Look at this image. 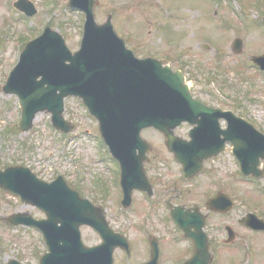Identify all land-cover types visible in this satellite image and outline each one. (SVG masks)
Returning <instances> with one entry per match:
<instances>
[{
  "label": "rangeland",
  "instance_id": "374dc122",
  "mask_svg": "<svg viewBox=\"0 0 264 264\" xmlns=\"http://www.w3.org/2000/svg\"><path fill=\"white\" fill-rule=\"evenodd\" d=\"M14 1L0 0V83L16 63L22 41L32 38L46 25L57 29L71 49L78 48L82 33L84 15L70 10L67 0H30L36 13L29 18L20 15L12 5ZM227 2H233L231 9ZM94 13L98 22L111 14L115 30L128 46L136 49L137 56L166 58L173 69L181 68L196 96L222 104H229L231 96L236 98L239 112H248L249 118L264 123V79L248 60L250 55L264 51V0H97ZM235 37L243 38L240 54L231 50ZM204 44L210 49L205 50ZM220 87L227 98L221 96ZM64 114L74 124L67 134L52 128L47 113H39L28 132L14 130L20 116L17 99L0 91V168L11 164L27 166L47 181L62 175L82 195L105 208L115 230L135 244L144 243L146 232L152 227H162L166 212L151 209L139 193L133 194L135 206L121 207L116 163L107 159L96 120L80 100L72 97L65 101ZM142 136L155 147L164 139L153 129L143 131ZM154 156L162 157L152 162L151 170L171 175L180 170L173 158L168 159L158 149L151 153ZM211 167L223 177L231 176L234 169L226 156L211 162ZM230 181L234 183L238 207L251 210L257 204L264 212V194L255 189L263 185L261 182L249 184L237 176H231ZM195 187L196 184L182 187L193 189L189 195L193 200L199 199L194 197ZM4 212H28L34 218L44 216L37 207L7 192L0 194V213ZM81 233L86 245L100 241L87 226L81 228ZM42 245L41 235L34 228L5 230L0 227V262L7 256L23 264H38L39 254L44 251ZM260 253L256 264H264V246ZM144 259L139 252L129 258L117 253L113 264H136ZM244 260L243 257L227 258L215 264H244ZM247 264H252V260Z\"/></svg>",
  "mask_w": 264,
  "mask_h": 264
},
{
  "label": "water",
  "instance_id": "95a60500",
  "mask_svg": "<svg viewBox=\"0 0 264 264\" xmlns=\"http://www.w3.org/2000/svg\"><path fill=\"white\" fill-rule=\"evenodd\" d=\"M95 3L97 0H68L69 7L85 14L79 50L71 53L63 38L46 28L26 44L3 90L18 97L21 107L18 126L22 131L31 128L38 111L45 110L51 113L55 128L68 132L73 125L63 117V99L68 95L80 97L98 120L103 140L120 162L124 202L129 204L132 187L149 186L142 167L148 144L141 137V130L152 126L163 132L184 171L195 173L202 158L209 155L195 136L202 126V117L211 111L191 97L179 70L172 71L155 58L135 57L114 31L110 15L104 23H96ZM21 8L32 13L26 7ZM263 59V56L255 58V62L262 65ZM185 120L197 124L190 141L174 134L175 127ZM234 143L244 172L259 173L258 157L264 149L261 141L260 155L253 159L246 153L247 145ZM0 187L19 194L45 212L46 219L42 220L25 214L11 218L14 224L34 225L44 234L49 252L42 256L40 264H111L114 248L125 242L108 226L102 208L82 198L61 176L45 182L27 167H8L0 171ZM173 218L186 228L188 221L179 210L173 213ZM81 225L94 228L102 242L84 246L80 239ZM207 261L195 255L185 264H207ZM9 264L19 263L12 260Z\"/></svg>",
  "mask_w": 264,
  "mask_h": 264
},
{
  "label": "flooded vegetation",
  "instance_id": "af4514ba",
  "mask_svg": "<svg viewBox=\"0 0 264 264\" xmlns=\"http://www.w3.org/2000/svg\"><path fill=\"white\" fill-rule=\"evenodd\" d=\"M199 99L204 104L212 107H218L219 105L218 102L213 103L209 100H203L202 97H199ZM219 107L224 110L230 109L236 115L243 116L240 112H236L234 108ZM205 118L208 120L214 119L212 115H208ZM216 121L220 128L224 129L227 125V118L225 116L217 117ZM213 124L215 123L213 122ZM182 129L181 136L188 140L190 125L184 123ZM217 135L219 138H223L222 134L217 133ZM160 143L159 147L153 146V143L149 145V159L145 162L144 166L148 180L153 187L152 196L154 197V202L151 203L150 208L164 210L167 218H164V224L160 229L153 227L150 229L151 233L146 235L144 243L135 244L133 240L126 236L129 245L128 250H125L121 246L122 249H118L119 254L124 258L129 257L135 252L141 253L145 259L136 264H143L148 260H152L153 257L156 258L158 264H181L194 255L195 252L201 259L209 258L210 264H213L216 259H242V257L254 258V264H256L258 255H261V253L259 254V250L264 246V230L251 229L248 223L246 225L240 223V217L247 211L242 213L238 210L239 214L236 213L233 208L234 204L230 209L226 210L228 206H226V201L223 198L220 199V203L218 204L220 207L215 204L209 207L207 204L210 198L212 199L217 195L234 198V183L230 181V176L227 174V177H223L211 167V162L222 158L225 154L233 157L231 144L225 141L224 149L221 152L215 157L207 158L204 161L205 167L203 171L194 176L185 177L182 170L171 175L166 171H153L150 169L152 162L162 157H151V153L155 149H158L162 155L167 154L168 159L173 158V154L167 149L165 140H161ZM120 175L121 173L119 174L118 172V184ZM194 184L197 185L194 189V197L199 198L195 200L189 197L193 190L192 188H182L185 186L193 187ZM205 187L206 195H204ZM160 188L164 190L156 193L155 190H159ZM135 192H139L142 197H148L145 191ZM0 194L2 193L0 192ZM178 209L183 211V215L187 213L189 222L186 229L181 228L171 216V212ZM252 212H255L258 217L264 219V213L257 212L256 208H253ZM0 215L2 214L0 213ZM0 226L5 230L7 229L2 219H0ZM253 237L257 238V240L252 241ZM258 238H261L263 241L258 242ZM197 242H206L209 255L205 250L203 251L200 248ZM5 263L6 256L3 257L0 264Z\"/></svg>",
  "mask_w": 264,
  "mask_h": 264
}]
</instances>
